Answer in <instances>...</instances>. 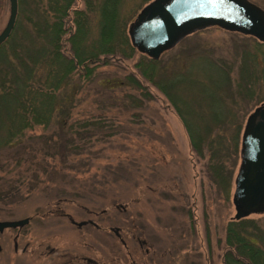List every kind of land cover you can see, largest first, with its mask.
Here are the masks:
<instances>
[{"label":"rangeland","instance_id":"rangeland-1","mask_svg":"<svg viewBox=\"0 0 264 264\" xmlns=\"http://www.w3.org/2000/svg\"><path fill=\"white\" fill-rule=\"evenodd\" d=\"M72 1L60 39L65 55L72 12L86 7L85 0ZM97 1L90 3L85 47L97 37ZM150 1L119 0L118 20L127 37L122 56L98 63L85 77L73 69L55 91L47 123L0 145V221L28 218L0 232V264H222L225 228L235 220L231 198L243 126L264 100L251 99L246 113L235 115L231 128L241 126L235 153L232 129L223 131L221 146L228 151L216 179L206 166L205 147L192 150L178 114L154 82L159 73L186 70L201 54L239 61L242 51L253 52L260 41L204 27L163 50L155 77L146 80L138 65L150 58L134 47L127 56V28ZM248 1L264 11V0ZM29 7L30 0H17L15 35L0 51V80L13 50L24 52L21 47L32 46L30 37H38ZM7 17L8 0H0V31ZM257 62L264 65V54ZM46 69L39 65L35 77L42 79ZM255 94H264L263 83ZM244 218L264 223V212Z\"/></svg>","mask_w":264,"mask_h":264},{"label":"trees","instance_id":"trees-1","mask_svg":"<svg viewBox=\"0 0 264 264\" xmlns=\"http://www.w3.org/2000/svg\"><path fill=\"white\" fill-rule=\"evenodd\" d=\"M72 2L30 0V22L38 41L30 37L32 46H20L24 52L13 50L12 63L6 61L0 80V145L9 143L25 128L47 123L56 103L55 91L73 69L78 68L80 75L85 77L98 63L104 64L108 58L122 56L127 37L118 20L119 0L97 1V37L86 47L91 0H85V9L73 10L71 22L74 28L67 37L70 52L65 55L61 51L60 39L67 30L65 23L70 19ZM13 34L15 24L9 36L12 38ZM6 42L0 45V51ZM255 45L253 52L242 51L239 61L198 55L186 70L168 76L159 73L160 80L154 82L178 114L192 150L197 153L200 145L205 147L206 166L216 179L221 175L218 171L224 168L223 157L228 151L226 144L221 146L225 142L223 131L232 129L234 139L230 148L235 153L238 150L237 131L241 128L240 124L231 128L235 115L245 114L248 109L245 106L251 99L264 100V94H255L257 84H264V65L257 62V55L262 57L264 54L261 50L264 42ZM132 51L133 47L128 45L127 56ZM146 61L138 67L142 76L150 81L158 69L156 60L150 58ZM41 64L47 69L39 79L35 77V71ZM135 85L141 88L136 81ZM215 123L219 125L215 126ZM224 241L226 249L222 264H264V223L245 218L229 221Z\"/></svg>","mask_w":264,"mask_h":264},{"label":"water","instance_id":"water-1","mask_svg":"<svg viewBox=\"0 0 264 264\" xmlns=\"http://www.w3.org/2000/svg\"><path fill=\"white\" fill-rule=\"evenodd\" d=\"M16 11L17 0H8V17L0 31V44L14 26ZM211 25L264 42V11L248 0H151L129 23L127 35L132 47L156 60L163 50L187 34ZM239 152L231 198L235 220L264 212V102L247 115ZM27 222V217L2 220L0 232Z\"/></svg>","mask_w":264,"mask_h":264},{"label":"flooded vegetation","instance_id":"flooded-vegetation-1","mask_svg":"<svg viewBox=\"0 0 264 264\" xmlns=\"http://www.w3.org/2000/svg\"><path fill=\"white\" fill-rule=\"evenodd\" d=\"M260 43H261V42H260ZM14 247H16V246H15V243H14Z\"/></svg>","mask_w":264,"mask_h":264}]
</instances>
